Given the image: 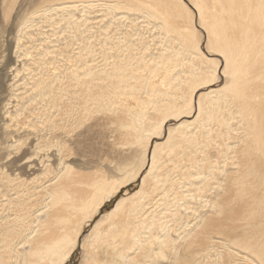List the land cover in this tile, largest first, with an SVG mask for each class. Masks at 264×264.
<instances>
[{
	"label": "rangeland",
	"instance_id": "1",
	"mask_svg": "<svg viewBox=\"0 0 264 264\" xmlns=\"http://www.w3.org/2000/svg\"><path fill=\"white\" fill-rule=\"evenodd\" d=\"M10 1L0 0V81L6 84L4 77L9 75L15 94L13 106L8 110V120L3 125L11 139L6 141L2 133L0 137V224L14 214L4 204L8 195L23 188L15 184L41 174L38 170L33 173L28 170L30 162L25 163L28 160L41 166L45 164L49 168L52 164L61 165L65 159L66 164L69 161L70 165L75 166L78 152L86 157L102 155L101 151L107 142L102 139L106 137L110 140L111 135L116 137V133L110 135L115 129H136L143 137L152 133L150 123L164 116L147 105V115L138 117L139 102H135L145 103L148 100L150 89L143 84V77L144 74L147 76L152 73L155 66L147 67L146 62L149 64L160 60L162 55L183 50L180 42L164 31L159 20L150 18V13L137 7L121 9L123 4L119 0H25L17 16L15 10L24 0ZM66 2H74V5L66 6L72 9L55 5ZM91 3L94 6H90ZM184 3L194 16L193 26L197 32L200 55L205 56L197 65L204 67L206 60H215L221 66L216 80L208 87H201L195 97L198 99L203 94L215 99V94H219L216 91L222 90L221 87L225 85L222 74L225 64L219 55L208 54L207 34L201 29L190 0H184ZM71 17L74 19L70 20ZM191 57L183 50L182 55L175 58L187 63ZM116 68L125 77L121 87L118 84L116 87L110 85V82L117 81L114 76ZM177 74L186 75L181 71ZM212 91L214 93L209 94ZM221 93L230 94L224 91ZM193 107L192 117L181 120L174 116L166 117L168 122L160 131L162 135L152 138L153 143H159L165 148L168 130L172 136H177L176 152L180 154L173 160L168 154L158 172L160 179L167 182L157 191L145 186L146 194L139 193V177L125 185L117 196L105 202L93 221L83 226L77 237L78 244L65 264H84L85 256L89 264H92L94 257L99 258L100 251L91 247L92 240L88 237L90 231L100 218L109 214L116 203L124 198L134 199L136 204L142 200L146 204L143 215L140 213V221L137 224L133 221L134 234L139 237L143 249L149 252V248H152L162 253L159 258H148L145 263L132 264H261L258 259L256 262L253 253L235 245V239L246 232L243 229H247L242 217L232 222L236 235L230 237L213 232L208 243H201L202 225L207 220L223 217V213L218 210L221 205L229 202L227 207L224 206L227 210L244 206V212L251 205L250 200L238 205L233 197H228L231 203L228 198L226 202L223 199L231 194L228 189L230 187H227L228 175L233 179L247 169L243 153L249 138L244 139L242 127H236L238 129L235 132L230 130V134L226 135L225 126L212 120L209 121L211 132L217 134L214 132L211 135L216 140L212 139V143L206 145L204 137H201L200 121L192 124V127L190 124L189 128L180 127V123L193 122L198 115L196 104ZM233 113L236 120L230 122L232 125L239 120V116ZM223 115L228 121L229 112L225 110ZM88 126L87 134L85 132L83 138H80ZM192 130L197 140L191 135L194 134ZM220 131L224 133L219 134ZM0 132L4 133L1 129ZM181 136L192 137L198 145L186 143ZM120 140L121 137L118 142ZM227 145L232 149H226ZM51 152L58 155L53 162H49ZM181 153H186L191 159ZM68 158L71 159L67 161ZM128 159L131 164L133 157ZM209 164L213 166L212 169ZM149 165L148 162L140 175L147 174ZM198 172L200 175H196ZM232 174L235 176L230 177ZM231 182L228 181L230 185ZM223 192L228 195L223 196ZM260 211H263L262 208ZM24 230L25 227L9 248L0 247L3 264H17L19 261L21 251L17 243L28 237ZM158 245L160 251L156 249ZM141 251L139 249L135 255ZM118 263L114 261L111 264Z\"/></svg>",
	"mask_w": 264,
	"mask_h": 264
},
{
	"label": "bare ground",
	"instance_id": "2",
	"mask_svg": "<svg viewBox=\"0 0 264 264\" xmlns=\"http://www.w3.org/2000/svg\"><path fill=\"white\" fill-rule=\"evenodd\" d=\"M24 2L25 0L18 4L15 16L23 8ZM190 2L193 11L195 10L198 15L201 29L207 34L208 54L219 55L225 64L222 69L225 85L221 87L222 90L216 91L220 95L215 94V99L203 94L199 95L198 99L195 97L201 87H208L216 80L221 66L218 61L206 60L207 58L204 59L206 66L197 65L203 61L204 55L202 57L200 55L197 32L193 26L194 16L184 0H119V3L123 4L121 9L137 7L150 13V18L159 20L164 31L172 39L179 41L182 49L192 57L187 63L183 59H176L175 57L183 53L180 49L162 55L160 60L148 62L149 64L146 62L147 67H155L152 68V73L147 76L144 74L143 77V84L150 89L148 100L143 103L134 99L135 102H139L140 112L137 116L147 115L145 110L147 105H151L164 116L159 121L150 123L152 133L146 137L136 129L124 131L115 129L110 135L116 133V137L113 138L111 135L110 140L103 137L102 140L107 142L104 150L101 151L102 155L86 157L78 152L75 166L70 165L68 160L71 158L67 159L68 164L64 159L61 165L52 164L49 168H46L45 164L41 166L36 162L31 163V160L25 162L26 164L30 162L28 165L30 172L38 170L41 174L29 181L23 180L15 184L23 188L15 190L13 195H8L4 204V207L14 214L0 224V247L4 248H9L14 239L21 234V229L25 227L24 231L28 237L17 243L21 251L17 264H65L78 244L77 237L82 232L83 226L93 221L105 202L117 196L125 185L139 177L141 179L139 193L146 194L145 186L157 191L165 181L167 182L163 178L160 179L158 172L165 164V157L168 154L171 160L180 154L176 152L177 136H172L169 129L165 148L159 143H153L152 138L155 135H162L160 131L168 122L166 117L174 116L177 120H181L192 117V114L194 116V104L197 106L198 115L193 122L180 123V127L189 128L190 124L192 127V124L200 121L201 137H204L206 145H210L212 139L216 138L211 135L215 132H211L212 126L209 121L212 120L217 121L218 125L225 126L226 135L230 134V130L235 132L242 127L244 139L249 138L244 153L242 149L240 150L245 154L243 157L240 152L243 160L246 159L247 169L243 168L245 171H241L242 174H237L238 176L233 179L228 175L229 183L232 180L231 185L227 181L231 194L225 196L228 195L225 194L228 192L225 190L223 196L226 198L223 199L226 202L228 197L231 199L233 197L238 205L250 200L251 205L247 206L244 212V206L227 210L229 202L227 201L228 204L224 202L225 205L227 204L226 207L221 205L218 208L219 212L223 213V217L207 220L202 225L203 235H200L204 240L202 239L201 243H208L207 240L213 232L230 237L236 235V228L232 222L242 217L245 219L244 226H247V229H243L246 232L243 231L244 234L235 239V245L250 251L255 255L256 260L264 264V0H190ZM73 3L55 5L70 10L72 7L66 6L74 5ZM90 6H94L93 3ZM7 10L8 5L5 15ZM19 25L21 26V21ZM17 44H20V41H17ZM180 71L185 72L186 75L177 74ZM114 76L117 81L110 82V85L116 87L118 84L121 87L125 81L121 70L114 69ZM4 78L6 84L0 81V129L4 131V133L0 132V137H2L1 133L4 134V139L9 142L11 137L3 125L8 120V110L13 106L15 94L9 75H5ZM13 87L17 86L13 85ZM223 91L230 94L221 95ZM213 93L212 91L209 94ZM225 110L229 112L228 121L223 117ZM233 111L239 116V120L234 125L230 123L236 120ZM89 128L86 127L80 138H83L85 132L87 134ZM191 135L197 140L195 132ZM120 137L121 140L118 142ZM181 138L193 146L198 145L194 143L192 137L181 136ZM228 147L226 149L231 148ZM181 154L191 159L186 153ZM130 156L133 157L131 164L128 159ZM57 157L58 155L51 152L49 162H53ZM148 162L149 171L140 175ZM209 168L212 169L213 166L210 165ZM51 169L53 170L50 171ZM198 174L199 172L196 175ZM233 174L230 177L235 176ZM231 199L228 198L229 201ZM145 205L142 200L136 204L134 199H121L109 214L94 224L88 237L92 240L91 247L100 252L99 258L92 259V264H111L114 261H118V264L145 263L148 258L155 259L162 255L152 248H149V252L143 249L139 237L134 234L133 225L140 221V213L143 215ZM260 208L263 211H260ZM139 249L142 251L139 255H135ZM156 249L160 251V245ZM3 259L4 257L0 255V264H3ZM83 262L89 264L87 256Z\"/></svg>",
	"mask_w": 264,
	"mask_h": 264
}]
</instances>
